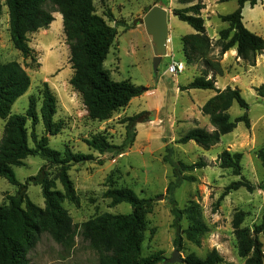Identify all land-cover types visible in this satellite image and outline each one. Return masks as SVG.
Returning a JSON list of instances; mask_svg holds the SVG:
<instances>
[{
    "label": "rangeland",
    "instance_id": "374dc122",
    "mask_svg": "<svg viewBox=\"0 0 264 264\" xmlns=\"http://www.w3.org/2000/svg\"><path fill=\"white\" fill-rule=\"evenodd\" d=\"M198 1L94 0L97 15L103 16L110 11L116 21L129 26L128 30L123 26L116 28L117 36L104 62V68L114 81L127 80L145 89L142 95L133 98L125 108L102 122L89 118L80 95L69 84L73 74L70 64L71 48L59 13L53 14L54 21L49 27L28 36L33 58L24 59L12 45L8 12L5 0H1L0 62H18L30 78L28 91L13 104L11 114H24L30 98H35L40 105L46 84L56 100L54 122L62 126L59 134L48 137L49 147L61 153L69 148L72 152L94 157V161L74 165L68 171L79 203L75 205L65 201L63 206L73 224L80 225L104 213H130L131 207L128 204L110 207V201L103 197L108 188H130L139 197L152 200L150 213L146 217L147 229L142 255L161 252L166 260L170 259L176 251L173 245L175 230L172 227L170 195L167 193L173 177L171 167L164 158L166 149L171 148L173 161L192 164L203 159L207 164L203 169L185 173L193 176L195 182H182L173 194L180 209L188 201L197 203L209 229L202 237L199 247L185 242V249L180 252V257L194 253L203 258L215 249L224 260L221 264H244V260L237 254L232 218L236 212H243L245 217L241 227L252 233L260 225L264 214V190L248 193L240 189L220 200L224 189L239 178L234 177L230 170L221 169L217 158L225 150L241 153L242 176L254 185L264 181V167L256 157V152L264 147V99L255 92L256 88L264 85V53L256 57L254 66L237 58L235 48L220 56L217 46L219 32L228 28V24L222 23L219 16L232 13L237 8V3L203 0L201 17L212 46L207 58L213 63V67H206L204 61L187 65L183 56L182 38L194 34V31L172 13L173 10L192 6ZM154 5L168 11L169 40L167 55L161 59L156 74L152 70L151 41L142 24L144 15ZM242 17L244 27L264 39V0L258 1L253 8L245 4ZM104 19L110 26H114V22ZM172 61L182 62L185 65L184 71L176 75L168 74L167 68ZM207 70V77L215 80L216 90L222 92L227 87L240 90L248 104L250 128L247 129L240 123L231 133L222 136L218 144L204 150L194 142L182 145L177 141L194 127L213 130L203 108L208 106L211 111H219L222 101L218 98V93L181 89ZM243 113L235 103L228 111L231 119ZM136 115L142 116L134 126V142L122 155L98 154L84 142L95 135H102L110 144L121 145L126 135L127 120ZM3 127L4 121L0 120V139ZM37 133L39 136L43 134L41 124L37 126ZM30 146H33L31 142ZM43 164L37 157H28L24 166L14 168L18 182L23 184L28 177L36 175ZM50 174L56 182V188L62 190L56 179L57 171L50 169ZM15 191V186L0 178V204L7 203V196L14 195ZM26 194L32 203L44 208L39 186L29 184ZM182 226L185 228V222H182ZM259 240L264 246V233L259 235ZM28 257L32 264L97 263L96 254L78 236L73 248L65 251L48 235L43 234Z\"/></svg>",
    "mask_w": 264,
    "mask_h": 264
},
{
    "label": "trees",
    "instance_id": "16d2710c",
    "mask_svg": "<svg viewBox=\"0 0 264 264\" xmlns=\"http://www.w3.org/2000/svg\"><path fill=\"white\" fill-rule=\"evenodd\" d=\"M181 1L191 3L192 0ZM202 1L173 10V14L194 31V34L182 38L185 63L191 65L204 61L206 67L211 68L213 63L207 57L212 46L201 17V11L204 9ZM230 1H235L237 8L230 14L219 16L222 23L228 24V28L219 32V55L223 56L235 48L237 58L249 66H254L256 57L264 53V39L244 27L242 10L245 4L253 8L261 0H219V3ZM5 6L12 45L24 59L33 58L28 36L49 27L54 21V13L62 16L63 31L71 48L70 64L73 74L69 84L80 95L90 119L105 121L113 113L125 108L133 98L143 94L144 88L127 80L114 81L104 68V62L117 36L116 28L123 26L128 30L129 26L116 21L110 11L105 12L103 16L97 15L94 0H5ZM1 14L0 0V16ZM104 18L114 22V26H110ZM207 76L208 70L181 89L218 93V98L222 101L221 109L216 112L211 111L208 106L203 108V113L208 117L213 130L194 127L177 141L182 145L194 142L204 150L218 144L222 136L231 133L240 123L245 128H250L248 104L241 96L240 90L227 87L220 92L215 88V80ZM29 87L30 78L18 62H0V120L4 121L0 139V178L16 187L14 195L7 196V203L0 204V264H32L28 255L43 234L48 235L65 251L73 248L78 236L96 254V264H163L166 258L161 252L142 255V244L147 229L146 217L150 213L152 200L139 197L130 188L112 187L103 194V197L110 201V207L128 204L131 207L130 213H104L80 225L72 223L63 204L68 201L78 205L79 201L68 171L74 165L94 161V157L72 152L69 148L61 153L49 147L48 137L59 134L62 126L54 122L56 100L46 84L40 105L35 98H30L24 114H11L13 104ZM255 92L258 97L264 99V85L256 88ZM234 103L244 113L231 119L228 111ZM141 116L136 115L127 120L126 135L121 145L110 144L102 135H95L84 142L98 154L122 155L134 142V126ZM39 124L43 127L41 136L37 133ZM166 153L164 161L171 167L173 177L167 187L173 217L172 227L175 230L173 245L177 252H182L185 242L199 247L202 237L209 229L203 221L197 203L188 201L180 209L173 194L182 182H195L193 176L185 173L203 169L207 164L203 159L192 164L173 161L171 148H167ZM28 157H37L44 164L36 175L28 177L21 184L16 178L14 168L24 166ZM256 157L264 167V147L256 152ZM217 161L221 169L230 170L234 177L239 178L224 189L220 200L240 189L248 193L264 190V181L254 185L242 176L241 153L225 150L220 153ZM50 169L57 171L56 179L62 190L56 188ZM29 184L40 187L44 208L29 200L26 194ZM244 217L245 214L238 211L233 215L231 222L237 254L244 260V264H264V246L259 240V235L264 233V214L260 225L256 226L252 233L241 227ZM182 222H185V228ZM223 261L222 256L213 249L203 258L190 253L183 258L182 264H221Z\"/></svg>",
    "mask_w": 264,
    "mask_h": 264
},
{
    "label": "water",
    "instance_id": "95a60500",
    "mask_svg": "<svg viewBox=\"0 0 264 264\" xmlns=\"http://www.w3.org/2000/svg\"><path fill=\"white\" fill-rule=\"evenodd\" d=\"M167 16L168 11L166 9L154 5L142 19L145 32L151 41L153 51L152 70L154 74L157 72L161 59L167 55V44L169 42ZM158 199H161V197ZM182 260L180 252L175 251L171 258L165 260L163 264L182 263Z\"/></svg>",
    "mask_w": 264,
    "mask_h": 264
},
{
    "label": "built area",
    "instance_id": "2783aa9c",
    "mask_svg": "<svg viewBox=\"0 0 264 264\" xmlns=\"http://www.w3.org/2000/svg\"><path fill=\"white\" fill-rule=\"evenodd\" d=\"M185 65L180 61H172L168 68L167 73L170 75L180 74L184 71Z\"/></svg>",
    "mask_w": 264,
    "mask_h": 264
},
{
    "label": "crops",
    "instance_id": "0c3cea01",
    "mask_svg": "<svg viewBox=\"0 0 264 264\" xmlns=\"http://www.w3.org/2000/svg\"><path fill=\"white\" fill-rule=\"evenodd\" d=\"M245 6V5H244Z\"/></svg>",
    "mask_w": 264,
    "mask_h": 264
}]
</instances>
